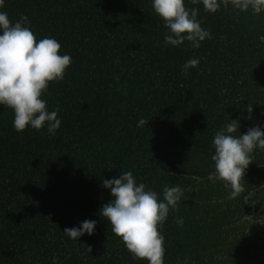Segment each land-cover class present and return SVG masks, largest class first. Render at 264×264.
Segmentation results:
<instances>
[{
  "label": "trees",
  "instance_id": "1",
  "mask_svg": "<svg viewBox=\"0 0 264 264\" xmlns=\"http://www.w3.org/2000/svg\"><path fill=\"white\" fill-rule=\"evenodd\" d=\"M225 3L209 13L184 0L210 33L193 49L164 46L151 0H5L12 23L26 16L71 64L41 97L59 108L54 136L13 130L12 110L0 106V264H147L98 215L111 199L102 179L127 171L146 190L183 191L158 226L164 264H264V150L251 154L235 197L208 179L216 131L232 119L241 134L264 125V3ZM84 220L96 221L91 236L63 233Z\"/></svg>",
  "mask_w": 264,
  "mask_h": 264
},
{
  "label": "clouds",
  "instance_id": "2",
  "mask_svg": "<svg viewBox=\"0 0 264 264\" xmlns=\"http://www.w3.org/2000/svg\"><path fill=\"white\" fill-rule=\"evenodd\" d=\"M198 2L206 12L215 13L225 0H192L193 4ZM4 3L5 0H0V8ZM259 3L264 0H232V6L241 11ZM151 4L167 30L163 37L165 47H177L187 41L193 49H198L210 38L209 31L196 18L198 10L187 9L184 0H151ZM28 23L23 15L12 23L7 12L0 11V106L12 110L13 130L22 132L30 127L39 131L46 127L47 133L54 136L61 125L59 108L49 111L47 101L41 97L49 83L64 78L71 57L58 54L61 45L56 39L37 40ZM198 64V59H189L182 70L187 74ZM246 111L249 115L245 119L251 120L252 106ZM229 121L214 134L211 157L214 171L208 179L222 181L230 189L229 198H233L243 190L241 179L252 163L251 154L254 150H264V125L251 127L241 134L239 119ZM143 124L145 121L140 120L139 125ZM101 186L109 191L111 199L99 209L98 215L111 225L112 233L134 259L164 264V237L158 226L163 225L170 210H177L183 196L179 185H165L158 194L146 190L145 184L137 183L132 172L127 171L118 178L102 179ZM176 223L182 227L183 218H177ZM95 227V220H84L78 227L65 228L63 233L70 240L78 241L85 234L91 236ZM52 264L58 261L53 258Z\"/></svg>",
  "mask_w": 264,
  "mask_h": 264
}]
</instances>
